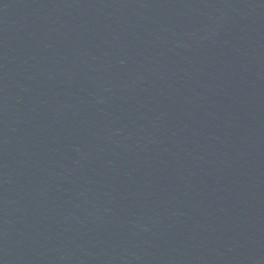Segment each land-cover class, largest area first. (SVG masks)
I'll return each mask as SVG.
<instances>
[{
  "label": "water",
  "instance_id": "obj_1",
  "mask_svg": "<svg viewBox=\"0 0 264 264\" xmlns=\"http://www.w3.org/2000/svg\"><path fill=\"white\" fill-rule=\"evenodd\" d=\"M0 264H264V0H0Z\"/></svg>",
  "mask_w": 264,
  "mask_h": 264
}]
</instances>
